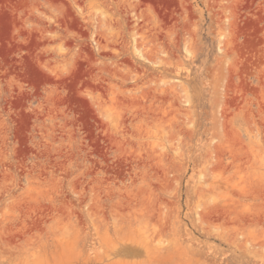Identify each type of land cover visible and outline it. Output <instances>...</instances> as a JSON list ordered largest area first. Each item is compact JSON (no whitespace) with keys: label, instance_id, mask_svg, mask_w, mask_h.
Returning <instances> with one entry per match:
<instances>
[{"label":"rangeland","instance_id":"374dc122","mask_svg":"<svg viewBox=\"0 0 264 264\" xmlns=\"http://www.w3.org/2000/svg\"><path fill=\"white\" fill-rule=\"evenodd\" d=\"M0 264H264V0H0Z\"/></svg>","mask_w":264,"mask_h":264}]
</instances>
